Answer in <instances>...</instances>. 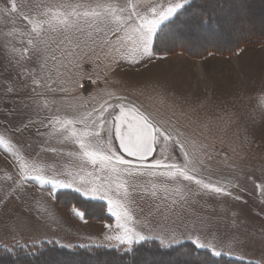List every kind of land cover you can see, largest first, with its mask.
I'll return each mask as SVG.
<instances>
[{
  "label": "rangeland",
  "instance_id": "374dc122",
  "mask_svg": "<svg viewBox=\"0 0 264 264\" xmlns=\"http://www.w3.org/2000/svg\"><path fill=\"white\" fill-rule=\"evenodd\" d=\"M251 1H217L216 13L207 19L210 32L189 21L198 14L191 9L189 19L169 30L160 44L188 49V40L215 48L250 30L264 31V0L253 7ZM172 2L0 0V249L33 252L48 244L64 251L101 247L127 252L146 241L164 248L189 243L213 256L211 246L222 257L264 264V43L198 57L177 50L155 55L153 42L143 51L131 20L122 23L125 31L89 27L84 19L65 30L59 15L62 6L82 13L113 4L125 9L117 15L126 18L133 7L146 13ZM102 104L106 116L122 104L171 132L188 156L164 141L150 161L187 165L189 174L212 187L152 169L149 162H133L118 173L111 164H93L71 137L72 126L65 131L64 121ZM75 128L84 125L77 121ZM214 187L223 191L216 193ZM92 189L99 190L95 198L85 194ZM59 192L100 202L105 213L95 205L81 206L76 198L71 202L68 195L56 200ZM109 198L121 205L126 218L118 220ZM125 230L146 239L107 238L124 236ZM197 238L210 246L198 247ZM182 253H141L133 264H206ZM39 264L119 263L52 255Z\"/></svg>",
  "mask_w": 264,
  "mask_h": 264
},
{
  "label": "snow or ice",
  "instance_id": "6c2138e0",
  "mask_svg": "<svg viewBox=\"0 0 264 264\" xmlns=\"http://www.w3.org/2000/svg\"><path fill=\"white\" fill-rule=\"evenodd\" d=\"M190 0H174V2L169 3L166 7L161 5L159 7L152 6L146 13H141L136 11L133 7L126 18L121 15H117V11L123 13L125 9H117L116 5L98 4L95 9L91 11L79 12L72 5L62 6L65 11L59 15L63 16L62 21L65 26V30H69L73 27H78L79 21L84 19L89 27L95 25L97 29L101 25L108 27L110 32L125 31L121 26L122 23H126L131 20L135 23V33L137 39L143 47L144 52L149 51V46L152 41L156 38V33L160 25L170 17L174 16L178 10L183 8L186 4H189ZM16 10V4H12V11ZM47 15V14H45ZM75 17V19H73ZM135 18V19H133ZM136 21H139L136 23ZM51 23V20L41 21L43 23ZM203 17V15L196 18V23L202 26L208 23ZM31 23V21H29ZM111 25V27H109ZM28 43L33 44L32 40ZM27 52V49H25ZM120 111L117 115H112L107 112V107L101 105L99 108H93L92 112L87 113L86 116L80 115L79 117H73L64 121L65 131H67V126H72L71 137L73 140L79 144L80 149L83 151V156L88 158L93 164L97 161L104 164L113 165L112 171L118 173L121 168L130 169L133 165V160L126 159L123 155H117L112 149V139L113 136L119 142V149L123 153L127 154V157H131L134 160L141 162L148 161L150 167L156 170H164L170 174L183 177L184 180L193 181L203 188L208 189L212 187L211 183H205L203 179H197L193 174H189L187 165L184 168H178L175 163H164L161 160H155L152 163L149 158L152 156L157 145H160L164 141H172L173 145H178L182 151H184V143L179 140L173 141V134L168 132L166 129H162L154 123L149 122L146 116L138 113L135 109H125L124 105L118 106ZM79 121L83 123V130H77L75 128L76 122ZM106 133V135H102ZM103 141L104 143H101ZM185 157L188 153L184 151ZM163 174V171L162 173ZM39 179V177H37ZM65 187H71V185H63ZM258 187H261L258 185ZM213 190L216 193H221L223 189L221 187H214ZM98 189H92L91 193L86 192L85 194L93 195L98 193ZM103 196L107 198V192L103 193ZM109 204H113V214L117 216L118 220L121 218H126V213H122L121 205L114 203L109 198ZM77 215L83 216V213L78 212ZM130 230H125V235H117L115 237H107L108 239H116L121 242L133 243L138 240L146 239L145 236L139 234H129ZM198 247H209L210 245L201 243L199 238L193 241ZM213 248V253L216 256L222 255V252L216 250L215 246Z\"/></svg>",
  "mask_w": 264,
  "mask_h": 264
},
{
  "label": "trees",
  "instance_id": "16d2710c",
  "mask_svg": "<svg viewBox=\"0 0 264 264\" xmlns=\"http://www.w3.org/2000/svg\"><path fill=\"white\" fill-rule=\"evenodd\" d=\"M225 3L227 0H192L189 4L185 5L181 8L170 20L166 21L157 31L156 38L153 40L152 43V52L155 55H164L171 53L173 51H183L187 55L191 57H198V55H202L203 52H222V53H229L235 52L239 49V47L243 45H259L264 43V31H255L250 30L249 34L245 36H238L234 37L231 41L223 42L221 45L212 48L211 46H199L190 41H186L187 48H175L176 45L171 44H160L161 39L171 30L175 25H183V22H186L189 19V11L191 9L195 10L198 14L191 17L189 21H196L198 16L203 15L204 19L208 21L209 17H213L217 11L216 2ZM259 0H252L250 5L251 7L257 5ZM218 3V2H217ZM250 7V8H251ZM252 9V8H251ZM250 9V11H251ZM249 11V13H250ZM197 16V17H196ZM196 17V18H195ZM252 19V18H251ZM251 22L250 18H245V22ZM205 32L211 30L208 23L203 24L202 28ZM214 35L219 36L217 33H213ZM230 42V43H229ZM238 43V44H237ZM204 44V43H203ZM165 46V47H164ZM189 46V47H188ZM173 47V49L171 48ZM181 47V46H177ZM195 51V52H194ZM59 195H68V199L72 201L76 200L81 202V206L85 207L87 204L95 205V207L99 208L98 210L103 211L105 213V206L100 202H91L89 200H82L79 196L74 193L70 192H59L56 195V200L59 198ZM76 198V199H75ZM97 210V209H96ZM97 210V211H98ZM110 221L112 220L108 215H104ZM107 220L106 222H109ZM66 249L60 248L57 246H51L48 244L42 245V247H36V250L33 252H28L23 249H15L12 251H6L4 249H0V264H39L41 260L47 258L52 255L62 256V258L66 257L70 260L77 259L79 262L83 259L90 260V261H103L106 259L108 262L109 260L117 261L119 264H133L134 260L137 255L141 253H147L152 255H166L169 257H173L178 253L184 254L189 260L195 261L197 263H206V264H253V263H246L244 261H239L235 259H229L226 257H216L213 256L210 252L206 250H195L191 247V244L183 243L177 246H172L170 248L161 247L158 243L153 241L143 242L135 245L130 251L122 252L118 249H106L101 247H91V248H76L74 250L64 251ZM63 253V254H62ZM111 258V259H110Z\"/></svg>",
  "mask_w": 264,
  "mask_h": 264
},
{
  "label": "flooded vegetation",
  "instance_id": "af4514ba",
  "mask_svg": "<svg viewBox=\"0 0 264 264\" xmlns=\"http://www.w3.org/2000/svg\"><path fill=\"white\" fill-rule=\"evenodd\" d=\"M125 109H132V108L125 106ZM119 111H120L119 107L118 106H115L111 110V114L113 116L114 115H117V114H119ZM111 146H112L113 151H115L117 155H123L126 159L133 160V162H135V163H145V162H148V161L141 162V161H138V160H134L131 157H127V154L126 153H123V151L121 149H119V142H118V140L115 139L114 136H113V139H112V145ZM158 148H159V146L157 145L156 148H155V151L153 152V154L149 158V160H151V159H153V158H155L157 156L158 150H159Z\"/></svg>",
  "mask_w": 264,
  "mask_h": 264
},
{
  "label": "bare ground",
  "instance_id": "6f19581e",
  "mask_svg": "<svg viewBox=\"0 0 264 264\" xmlns=\"http://www.w3.org/2000/svg\"><path fill=\"white\" fill-rule=\"evenodd\" d=\"M230 43V42H229ZM238 44V43H237ZM116 102H121V101H119V100H114V101H112L111 103H116Z\"/></svg>",
  "mask_w": 264,
  "mask_h": 264
},
{
  "label": "crops",
  "instance_id": "0c3cea01",
  "mask_svg": "<svg viewBox=\"0 0 264 264\" xmlns=\"http://www.w3.org/2000/svg\"><path fill=\"white\" fill-rule=\"evenodd\" d=\"M153 42V41H152ZM152 49V48H151Z\"/></svg>",
  "mask_w": 264,
  "mask_h": 264
}]
</instances>
